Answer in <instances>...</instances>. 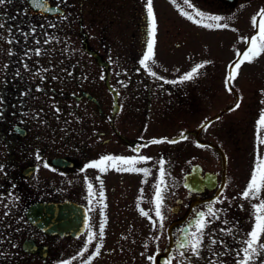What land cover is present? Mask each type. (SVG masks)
I'll use <instances>...</instances> for the list:
<instances>
[{
    "label": "flooded vegetation",
    "instance_id": "obj_1",
    "mask_svg": "<svg viewBox=\"0 0 264 264\" xmlns=\"http://www.w3.org/2000/svg\"><path fill=\"white\" fill-rule=\"evenodd\" d=\"M144 1L47 0L52 9L48 12L35 7L32 0H6L0 5L4 25L0 28V264H60L77 255L86 239V215L98 232L101 184L97 176L103 181L105 236L101 254L91 264H132V211L138 199L143 205V174L115 169L81 172L85 163L105 154H150L164 159L166 183L175 190L169 206L173 217L164 230L165 259L175 248L173 234L188 225L193 210L206 211L217 197L224 200L213 205L224 211L219 220L207 225L200 258L193 257L191 264H234V255L221 245L209 249V238L237 248L242 233L250 230V203L239 197L259 149L255 125L259 113L247 119L237 114L227 118L240 100L235 91L232 103L214 116L208 112L210 92L204 110L195 104L181 110L183 92L189 90L184 85L189 81L164 83L181 75L153 70L162 77L158 80L138 64L146 42ZM213 1L224 8L239 2L208 0ZM153 9L156 45L162 42L165 11ZM37 49L40 55L35 54ZM245 79L236 81L239 85ZM200 93L188 96L195 100ZM184 114L186 119L181 118ZM164 138L179 142L140 147ZM212 150L214 168L209 160ZM260 152L264 154L262 148ZM85 176L96 194L91 204ZM260 198L264 199V192ZM5 211L9 215L4 216ZM36 217L49 224L41 226ZM228 227L233 234L221 233ZM94 246L95 241L72 264H83Z\"/></svg>",
    "mask_w": 264,
    "mask_h": 264
},
{
    "label": "snow or ice",
    "instance_id": "obj_2",
    "mask_svg": "<svg viewBox=\"0 0 264 264\" xmlns=\"http://www.w3.org/2000/svg\"><path fill=\"white\" fill-rule=\"evenodd\" d=\"M5 2L6 0H0V5H4ZM32 2L35 7L42 8L45 12L52 10L48 7L47 0H32ZM170 2L177 6V10L179 11V14L181 16L197 26L209 30L226 29L229 27V25L224 21L230 20L231 17H223L220 15L206 13L196 8L191 0H180L179 3L177 2V0H170ZM144 8L146 19V42L145 50L142 52V56L141 58H139L138 64L149 76H152L155 79L159 80L162 79V77L158 76L157 73L152 70V67L149 63H155L154 46L156 43L155 37L157 33V21L153 9V0H146ZM251 22L253 28L256 29L255 34L251 35L250 37L242 38L246 45V49L243 51L238 50L236 52L237 59H235L228 66V72L225 78V86L229 91H231V82L238 75L242 63H251L261 54H264V8L259 9L256 14L252 16ZM3 27L4 25L0 24V28ZM232 31H236V29H232ZM45 42L47 43L48 41ZM9 54L11 55L12 53L9 52ZM35 54L40 55V51L37 49ZM206 63L209 62L195 64L190 69V71L185 72L177 80H164V83L178 84L190 81L196 75H198L199 70L204 68ZM41 79H43V77H41ZM53 79H55V77H53ZM121 83L122 86L126 87L123 82ZM37 91H39V88L37 89ZM262 94H264V92H262ZM261 103H264V101H261ZM239 107L240 103L238 100L233 108L230 109V111H235ZM57 111H59V109H57ZM255 125L256 144L259 146H264V134H262V130H264V109L259 112V116L255 122ZM203 127H207V125H204ZM180 136L182 139H187L184 133H181ZM178 142L179 141L176 139H152L148 141L147 144L141 145L140 147H147L149 144H174ZM197 146L199 147L200 145ZM133 151H136L138 153L139 148H134ZM150 160L151 157L144 155L118 156L105 154L101 155L97 159L85 163L81 169V172H84L87 169H96L100 173H104L108 169H115L119 172L142 173L143 176L148 177L151 174V169L147 167L137 166L146 164ZM157 163L159 166V170L157 172L156 182L152 185L154 194L150 201V204L153 208V214H150L149 211H145L140 206L139 199L136 205L140 216L148 218L153 231H156L157 228L164 229V199L165 193L168 191L169 187V185L166 183V169L164 167V159L161 158ZM44 167L48 168L49 165L45 162ZM96 180L101 184V188L98 193L101 218L98 232L93 231L90 223V218L86 215L84 221L86 239L83 242L82 250L77 255L72 256L71 259L61 261L60 264H72V262L77 260L79 257H83L84 254L88 252L89 247L93 244L94 241V250L87 257V259L83 261V264H91V262L101 254L105 236V205L103 204L104 190L102 186L103 181L100 179V176H97ZM84 183L87 185V190L90 197L89 204H91L92 200L96 199V194L94 193L93 185L89 182L87 176L84 177ZM141 183H146V180H142ZM261 192H264V154H262L259 149H257L254 164L250 171V177L246 183V187L243 189L242 193H240L239 197L240 199L247 200L250 203V215L252 218L250 230H248L246 233H242L243 238L237 241V243L239 244V247L237 248H229L225 241L213 239L210 237V250L212 245L219 244L222 248L225 249V251L231 252L234 255V264H257V262H259V264H264V259H261V257L264 256V240H262V237H264V199L260 198ZM142 193L143 189H141V194ZM236 198L237 197H233L232 199ZM12 199L16 198L12 197ZM224 199H227V197H225ZM253 200L258 202L252 203ZM223 202L224 200L217 197L214 201L210 202L206 206V211L193 210V219L188 222L187 226L177 229V232L173 234L176 237L174 241L175 254L168 255V257L162 262V264H173V261H175V264H191V260L193 257H196L197 259L200 258V251L203 245L205 229L207 225L211 223L213 219L219 220L220 213L224 211L223 209H214L213 205ZM4 207L7 208L8 205L5 204ZM239 207L243 209V205H240ZM91 210L92 209L90 208L89 211ZM3 215L7 216L9 215V212L5 211ZM223 223L228 224V221L225 220L223 221ZM220 231L221 233H227L229 235L233 234V228L231 227L222 228L220 229ZM149 239L158 241L160 239V236H152ZM143 247L147 249L148 244L145 243ZM223 254V252L220 253V255ZM0 255H2V253H0ZM141 255H144V253H141ZM158 255L159 252L157 251L152 255H148L146 258L150 262V264H156ZM213 255L215 256L216 253L213 252ZM211 264H215V261L211 262Z\"/></svg>",
    "mask_w": 264,
    "mask_h": 264
},
{
    "label": "rangeland",
    "instance_id": "obj_3",
    "mask_svg": "<svg viewBox=\"0 0 264 264\" xmlns=\"http://www.w3.org/2000/svg\"><path fill=\"white\" fill-rule=\"evenodd\" d=\"M191 1L196 8L206 13L231 17L230 20L224 21L229 27L226 29H205L181 16L177 10V6L171 3L170 0H153V6L158 7L159 11L162 8L165 13L161 14V26L163 30L162 42L154 46L155 63L152 64L149 62L152 70L168 73L175 72L178 75H183L185 72L190 71L195 64L209 62L205 64L204 68L199 70L198 75L189 81V84L184 85L188 86L189 90L183 92L184 97L180 100V109L187 110L193 104L197 105V108L203 109L205 98L208 96V92H210V109L208 112L214 116L215 112L222 106L232 103L234 97L233 91H235L239 95V103L241 102V106L235 111H230L226 115L227 118H232L235 114H237L238 118L243 119L255 116L256 112L259 113L264 109V103H261V101H264V94H262L264 92V54H261L251 63H242L238 75L231 82L234 90H225V80L219 78H226L229 64L237 59L236 52L246 49L242 38L255 34L256 29L252 26L251 18L259 9L264 8V0H239L235 6H230V8L229 6L224 8L215 1L211 3L208 0ZM145 2L146 0L144 4ZM177 2L179 3L180 0H177ZM141 3L143 4V0H141ZM232 29H236V31H232ZM94 67L96 68L97 66L94 65ZM237 77L253 79L247 78L243 82L240 81L241 84L238 85L236 81ZM210 78L211 82L208 85ZM207 87L208 90H206ZM197 92L201 93L196 96L197 98L195 100L189 98V94ZM247 108L253 109L248 110ZM243 110L248 111L245 112ZM181 118L186 119L187 114L181 115ZM180 128L182 129L184 127L181 126ZM183 145L181 143V146ZM261 148L264 151V146H259L260 151ZM181 154H184L183 150H181ZM147 156L151 157V160L143 164V167L150 168L151 174L148 177L143 176V180H146V183H143V205L141 207L145 211H149L150 214H153L150 201L154 190L151 183L152 180H155L154 183L156 182V174L159 170L157 162L160 159L150 154H147ZM186 157L185 154L184 158ZM209 160L211 167L214 168L216 166V154L214 150H212ZM170 166L171 160H169V171L167 173L169 178L171 176ZM174 194L175 190L169 185L164 199V229L157 228L156 231H153L148 218L140 216L137 208L135 211H132V264H150L146 258L148 255H152L157 251L160 253L165 250L166 236L164 230L173 217L169 206L173 203ZM156 235L160 236L158 241L149 239ZM145 243L148 244L147 249L143 247ZM172 251L174 253L173 248H171L168 255L172 254ZM141 253H144V255H141Z\"/></svg>",
    "mask_w": 264,
    "mask_h": 264
},
{
    "label": "water",
    "instance_id": "obj_4",
    "mask_svg": "<svg viewBox=\"0 0 264 264\" xmlns=\"http://www.w3.org/2000/svg\"><path fill=\"white\" fill-rule=\"evenodd\" d=\"M235 0H228V2L232 3L234 2ZM185 181H184V185L187 186V180H188V174H185ZM36 222L38 224H40L41 226H46L47 224H49L48 222L42 220V219H39L36 217ZM164 254L163 253H159V255L157 256V264H162V262L165 260V258L163 257Z\"/></svg>",
    "mask_w": 264,
    "mask_h": 264
}]
</instances>
